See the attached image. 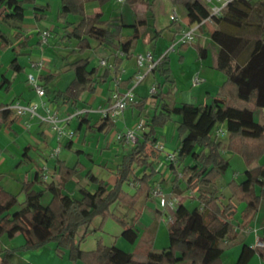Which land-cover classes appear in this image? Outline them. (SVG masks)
<instances>
[{
	"label": "trees",
	"instance_id": "trees-1",
	"mask_svg": "<svg viewBox=\"0 0 264 264\" xmlns=\"http://www.w3.org/2000/svg\"><path fill=\"white\" fill-rule=\"evenodd\" d=\"M91 1L96 0H60L56 20H64L63 27L67 31L61 39L76 40V51L81 53L90 50V40H94L96 47L111 51L107 60L112 69H101L99 65L90 67L89 57L77 59L68 64L74 78L63 90L49 89L56 75L40 74L38 81L44 88L47 102L73 108L83 106L84 94L92 95L98 84L119 78L123 60L131 59V50L140 38L142 27L149 25L146 17L131 25L121 20H109L104 25L101 13L85 15L84 6ZM125 1L130 4L145 3L144 0ZM182 5L197 23L210 16L208 5L200 0L184 1ZM150 6L146 4L147 11ZM0 9V22L20 30L19 25L27 9L31 10L35 21H41L46 19L49 4L37 6L36 0H0ZM149 17L152 15L149 14ZM210 20L215 29L209 37L218 46L216 68L225 75L211 102L196 105L181 103L170 108L161 99V93L156 92L154 96L159 111L148 124L150 130L137 138L129 151L122 155L111 187L88 171L86 178L96 185L94 191L80 186L78 196L63 192L81 164L69 168L59 160L55 167L59 177L57 183L43 181L42 171L37 170L31 180L22 182L18 194L6 191L0 184V238L12 239L21 235L23 239V244L11 253L54 243L57 256L79 264H180L186 261L190 264H222V254L241 245L234 264H248L254 255L264 258V247L250 248L241 239V232L256 218L264 192V0H232L220 15L211 16ZM69 28L71 30L68 31ZM125 28L131 32L127 36L123 34ZM165 29H172L174 36L182 32V26L171 20L163 30L153 31V39H157ZM14 38L20 41L11 48L13 52L17 47H28L29 35L23 36L17 31ZM12 44L13 41L0 29V50ZM187 46L186 43L180 44V48ZM196 49L198 57L204 59L206 50ZM118 51L123 56H119ZM9 67L16 73L23 70L15 53ZM150 73L160 76L162 82L157 85L160 89L166 83H173L166 55ZM128 82L129 79L123 81L121 86L126 88ZM5 83L10 81L2 74L0 88L7 93L10 84ZM144 103L143 98L135 105L142 109ZM10 105L0 102V129L10 127L16 120L13 110L8 108ZM172 109L180 115L177 125L179 143L174 150L176 162L169 163L168 167L172 175L171 192L180 198L174 209V222L167 227V247L160 251L148 250L145 262H135L130 252H124L114 244L105 246L98 242L93 250H82L80 244L95 217L104 221L109 215V207L116 201L121 200L133 207L148 195L152 184H155L152 182L156 175L153 161L159 157V151L154 148L157 142L155 127H163L170 120ZM257 109L261 110V122L254 120ZM79 119V127L89 125L86 114ZM104 121L106 130L114 127L110 120ZM219 124H224L227 132L226 150L239 154L246 166L240 182L231 180L227 183V198L215 188L209 189L216 186L230 164L220 151L224 148L222 142L217 136H211ZM71 146L72 140L64 145L68 149ZM29 147H24L23 160L16 166L30 160L27 155ZM256 162H260L259 165L253 166ZM136 169L142 170L141 176L136 174ZM128 182L138 183L132 196L122 190L123 184ZM36 185L42 188L37 190ZM185 191L196 193L197 204L191 209L184 202ZM45 192L50 193V199L44 205L41 198ZM20 194L23 199L19 202ZM120 223L121 237L130 244L135 243L138 229L133 223ZM83 228L85 231L79 235ZM0 264H11L7 255L1 258Z\"/></svg>",
	"mask_w": 264,
	"mask_h": 264
},
{
	"label": "rangeland",
	"instance_id": "rangeland-1",
	"mask_svg": "<svg viewBox=\"0 0 264 264\" xmlns=\"http://www.w3.org/2000/svg\"><path fill=\"white\" fill-rule=\"evenodd\" d=\"M154 0H144L145 3H137V4H130L126 1L119 2L118 0H105V1H91L86 3L84 8L87 13H95L97 11L102 12V20L103 24L106 25L107 22L112 17L113 19H122V22L126 25H131L140 19L144 18L145 16L148 20V24L150 23L149 13L150 10H146V4L153 5ZM184 1H192V0H155L154 3V10L160 7L165 8L166 12H170L173 9L179 13H185V9L182 5ZM206 5V0H201ZM256 1V0H251ZM48 3L49 10L46 12V19L41 21H34L30 15L31 10L27 9L25 11V17L23 22L20 23L19 27L21 29H29L30 25L36 24V27L39 28V31H43L45 28L50 29V36L47 38L46 43L39 42L38 45L32 46V58L33 60L42 59L46 63V68L42 69L41 72L43 74H54L56 75L55 81L51 85L52 89L63 90L67 87V85L73 80L74 73L72 70H68V64L74 62L77 59L89 57L90 59V67H94L99 65V60L107 59L108 56L111 54L110 50H104L102 48L96 47V42L94 40H90L92 48L85 52H77L76 51V40L74 39H61L64 36V33L67 32L65 27L60 25V22H56V15L60 9V0H38V5ZM215 3V2H214ZM160 4V5H159ZM158 6V7H157ZM209 7V5H208ZM164 10V11H165ZM162 17L160 19H164L166 15L161 13ZM56 26L55 30H59L58 34L52 29ZM149 26V25H148ZM143 26L140 38L136 41L132 53H144L146 50H150L155 52L156 54L163 53L167 54V56L171 57L170 68H171V76L173 78V83H166L165 85L161 86V89L156 84H161L162 80L157 73H149L145 79L134 89L135 94V102L137 103L140 99L144 97L145 103L142 109H139L135 104H129L123 111L122 115L119 116L114 122L115 127L112 128L107 134V144L111 146V149L104 150V133L107 131L104 126V119L98 118L95 122H90L88 126L84 125L81 131H77L76 136L73 138L72 141L76 140V138H83L82 144H74L71 149L64 147L65 143L67 142L66 138H62L59 142L60 150L57 154L58 158L65 161V165L69 168L74 167L77 163L81 164L77 166L78 171L73 175L70 181L64 187L63 192L72 193L78 196V189L80 186L87 188L89 191H94L96 189V185L90 182L86 178V173L90 171L94 176L99 179L104 180L106 183L109 184L111 187L114 182L112 179L114 178L113 174L116 170L117 165L120 163V159L123 154L129 151V146H121L120 144L116 143L115 141V134L116 132L124 131L127 128L133 129L136 131L137 138H141L142 134L145 132L147 133L150 130L148 124L151 122L153 115L156 111H159L156 104L153 102L155 96L150 93V89L153 85H156V92L161 93V99L166 100L170 103V107L173 108L174 103H176V107L181 103L178 100L179 94L185 92V90L190 89L192 86L187 84L185 79L181 78L183 73L187 71L194 72L195 74L199 75V77L205 78L207 81L206 88L212 87L214 84L217 83L215 78V73H211L209 67L212 65L213 61V50L212 46H215L214 43L207 39V44H205V48L207 49L208 57L205 62V67L203 68L204 71L197 73L196 71L199 69V63L195 61L194 58L198 56L197 49L195 46H187L185 48H179L177 51L170 50V46L172 45V41L168 39V36L163 35L162 37H158L157 39H153V31L150 27ZM207 28H211L214 24L210 21L206 23ZM0 29L5 32V34L14 42V33L19 31L17 28L13 27L12 25H8L5 23L0 22ZM32 33H30V37L33 39L36 38L37 29H31ZM39 39H40V32ZM54 31V32H53ZM69 31V30H68ZM130 29L125 28L123 34L127 35L130 34ZM208 37V31L205 34ZM180 36V35H179ZM40 41V40H39ZM197 44L202 43V39H196ZM213 44V45H212ZM16 46V45H15ZM191 47V48H189ZM191 50H189V49ZM189 50V51H188ZM18 51H23L21 48L17 47L15 52L11 50V47L0 50V73H4L7 65L9 62L14 58V53ZM188 51V53H187ZM31 53V52H30ZM105 53H107L105 55ZM105 55V56H104ZM181 55L185 56V61H182ZM195 56V57H194ZM27 52H23L19 54L18 60L25 64L26 61H29ZM132 59L134 57L132 56ZM199 60H203L198 57ZM204 59V60H205ZM132 62V60L130 61ZM29 64V62H28ZM26 66V70L28 73L34 74V76L39 77L38 72L31 70L30 64L28 67ZM123 70L125 71V75L127 72H130L132 68L129 66L126 67V63L124 64ZM101 69L104 67L100 66ZM207 68V69H206ZM23 72L16 75V89L13 91V94L9 96H5L6 92H3V88H0V101H9L10 97L12 98L14 95L18 93L26 94L31 88L27 81L25 80V75L27 74ZM219 72V71H218ZM214 74V75H213ZM123 75V76H125ZM208 75V76H207ZM120 77V76H119ZM121 78V77H120ZM185 78L188 79L187 74H185ZM208 79V80H207ZM184 84V86H183ZM113 81L106 82V84H98L96 92L93 94L94 101L99 100V102L94 104V112L99 107H106L107 101L106 99L110 97L112 90H113ZM183 86V88H182ZM181 87V88H180ZM112 89V90H108ZM169 89V90H168ZM182 89L184 91H182ZM169 91V94L167 92ZM155 92V93H156ZM108 94V96H106ZM176 94V96H174ZM186 96V95H185ZM84 99L86 95L83 96ZM88 96L84 101H87ZM177 98L176 102L175 99ZM43 99L45 100L46 97L44 96ZM156 99V98H155ZM187 99V96L185 97ZM200 97L193 98L195 104L204 103L200 100ZM208 101L211 102L210 98H207ZM160 102L158 98V103ZM209 102V103H210ZM16 103V102H15ZM186 103V102H185ZM14 104V103H13ZM158 109V110H157ZM261 110L257 109L254 112V120L256 122H261ZM60 115V114H59ZM180 120L179 112L176 109H172L170 114V120L163 126V127H155V136L158 143L162 145V150L159 151V163H154V167L156 169H161L163 167V160L167 154H171L178 146V131L177 125ZM80 121V119H79ZM22 122V121H21ZM43 129L42 131H48V133H53L51 124L42 122ZM77 121L74 120L72 123L73 127H76ZM19 126H21L19 124ZM32 126V125H31ZM28 130H22V135L19 133V137L16 140V143L13 145L11 142L9 143L7 137H5L2 133H0V155L5 159H8L9 162L6 161L0 163V184L1 186L8 192L13 194H18L21 189V184L24 181V178L28 176V178L33 177V170L36 169L35 167L28 164L14 166L13 164L18 160L21 159V153L18 154V151L21 148L28 144L35 143L34 137L35 133L34 130H31V127ZM102 128L100 129V127ZM70 128V125L68 126ZM217 130H221V135L217 136V138L222 142L224 148L220 149L221 153L224 155L225 158L229 159V166L226 169L225 173L222 175L220 180L217 182L216 186L209 187L210 190L215 188L219 193H221L224 197L228 189L223 184L228 183L231 180L239 182L243 179V172L245 170V163L242 157L235 152L226 150L225 146L227 143V132L225 129L224 124H219L216 128ZM215 129V130H216ZM104 130H106L104 132ZM41 131V130H40ZM39 131V133H40ZM56 135V134H55ZM212 137L216 136V131L212 132ZM50 136L46 137V141H48ZM27 139V141H25ZM85 139V140H84ZM28 142V143H27ZM87 142V143H85ZM90 143V144H89ZM10 144V145H9ZM117 144V145H116ZM58 145V140H57ZM57 145L54 147L56 148ZM44 146V145H43ZM36 147V146H35ZM45 147V146H44ZM49 147V146H48ZM120 148V149H119ZM6 149V150H5ZM42 148L41 150H43ZM80 153H77V151ZM38 151V150H37ZM112 152L111 156H106L101 154L102 152ZM53 152V148L47 152L49 159H56L57 156L52 157L51 153ZM11 153V155H10ZM31 155L37 157L35 151L30 152ZM114 154H117L116 156ZM109 161L107 163V167H104V161ZM260 162H256L253 166L259 165ZM51 164V165H50ZM47 164V166L43 167H50L52 166V162ZM29 170V171H28ZM31 171V172H30ZM141 169H136V174L138 176L142 175ZM48 181H51L48 175ZM114 181V180H113ZM57 183V182H55ZM152 183V182H151ZM153 183H159L162 190L165 193H172L168 184L162 185L161 182H157V180H153ZM138 186V183H124L122 186V190L127 193L129 196H132L135 193V190ZM153 186V184H152ZM171 186V185H170ZM184 186V185H182ZM169 187V188H168ZM42 187L36 185L35 189L40 190ZM184 188V187H183ZM228 195V194H227ZM173 197L179 200L180 196L176 194H172ZM186 200L184 201L186 206L190 209L193 208L197 203H195L196 193L191 191H185L184 195ZM23 199L22 194L18 196V201L20 202ZM50 199V193L45 192L41 198V203L46 204ZM145 200V204H144ZM155 198L151 197L150 195L147 197L141 198L138 202H136L133 207L127 205L126 202L121 200L116 201L109 207V215L102 221L101 217H95L90 226L88 227L85 235V239L81 242L80 248L84 251L93 250L97 243L100 242L102 245L110 246L114 244L117 248L121 249L124 252H130L132 254V258L135 262H145L146 261V254L148 252L149 245L152 250L160 251L163 248L167 247L168 240H167V224L159 215V219L157 220L154 214L155 206ZM261 212L264 213V201L262 203ZM119 218V220L117 219ZM121 221L125 223L131 224L135 226V228L139 229L138 238L135 243L130 244L125 239L121 237L122 232V224ZM100 226V227H99ZM85 228L79 231V235L82 234ZM151 240L149 243L148 241ZM15 245L14 248H18L20 246L19 243L23 241L21 235H17L12 239H8L6 237L0 238V249L4 247V245L9 242ZM23 244V243H22ZM21 244V245H22ZM47 246V247H46ZM50 246V247H48ZM54 243H48L40 248H44V252H48V248L51 249L52 254L57 256L54 252ZM12 248V250L14 249ZM37 248V249H40ZM150 249V250H151ZM11 250V251H12ZM35 250V249H33ZM32 251V250H29ZM27 251H17L14 252V257H11L10 263L17 264L18 261L14 260L15 258L19 257L21 260V255L26 253ZM1 253V252H0ZM20 253V254H19ZM3 257V256H2ZM0 255V260H1ZM14 258V259H13ZM47 259H51L50 257H45L44 261ZM66 259V257H65ZM67 260V259H66ZM44 263V262H43Z\"/></svg>",
	"mask_w": 264,
	"mask_h": 264
},
{
	"label": "crops",
	"instance_id": "crops-1",
	"mask_svg": "<svg viewBox=\"0 0 264 264\" xmlns=\"http://www.w3.org/2000/svg\"><path fill=\"white\" fill-rule=\"evenodd\" d=\"M201 1V0H200ZM201 2H203V1H201ZM153 3V5H154V3H155V0L152 2ZM204 3V2H203ZM44 4H48V3H45L44 2ZM44 4H41V5H38V0H36V5L37 6H43ZM215 4H219V2H215ZM153 5H151L150 6V15H152V17L150 18V23H149V27L152 29V31H154V30H156V31H158V30H163L164 28H166L168 25H169V23L171 22V20H176L181 26H182V32H184V31H187V30H189V29H194L196 26H197V22H195L193 19H192V17L189 15V14H187V12H185V13H181L180 15H178L179 13H177L174 9L172 10V11H170V12H166V10H165V8H163V7H160V8H157V9H155L154 10V6ZM160 5V4H159ZM158 7V6H157ZM146 8V7H145ZM1 10V9H0ZM165 10V11H164ZM84 12H85V15L86 16H92V15H94V14H96V13H101L102 14V12H100V11H97V12H95V13H87L86 11H85V8H84ZM161 13H163V14H165L166 15V17H165V20L164 19H160L161 17H162V15H161ZM24 17H25V15H24ZM30 17L34 20V18H33V15H32V12H31V15H30ZM143 17H145V16H143ZM23 20H24V18H23ZM23 20H22V22H23ZM70 21H72V18L70 17V19H69ZM110 20H121L122 21V19H113L112 17L110 18ZM35 21V20H34ZM57 23L58 22H60V25L61 26H64L63 24H64V20H59V21H56ZM207 23V22H206ZM206 23H203L202 25H200L195 31H194V35H193V39H192V41L191 42H189V43H186V44H188V46H195L196 48L197 47H199V48H201V49H205L206 50V57L205 58H207L208 57V53H207V49L205 48V44H207L206 42H207V39H210V37H209V35H210V32L213 30V29H215V25L213 26V27H211L210 29L209 28H207V26H206ZM33 28L34 29H37V31H36V34H37V36H36V38L35 39H33L32 37H30V40H29V42H28V47L27 48H24V49H22L23 51H18V52H16L15 53V55L17 56V59H18V56H19V54H21V53H25V52H27V54H28V57H30L29 58V61H26V63L25 64H22L19 60H18V63H19V65L23 68V70L21 71V72H18V73H16V72H13L11 69H10V67H9V64L7 65V68H6V70H5V72L4 73H0V80H1V75L3 74L4 75V77H5V79H8L9 81H10V83H5V85H8V84H10V87H9V91L6 93V97L7 96H9V95H11V94H13V91L16 89V82H17V79H16V75L15 74H20V73H23V72H25V69H26V66H27V64H28V62H29V64H30V62L31 61H34L33 59L34 58H32V46L34 47V45L36 44V45H38L39 44V33H38V31H39V28L38 27H36V24H31L30 25V27H29V29H24V28H22L21 27V29L19 30V32L23 35V36H28V35H30V33H32V31H31V29L33 30ZM55 28H56V26H54L52 29L56 32V34H58V32H59V30H55ZM45 29H48V28H45ZM44 29V30H45ZM50 30V29H49ZM68 30H71V28H69ZM124 30L125 29H123V32H124ZM53 31V32H54ZM208 31V37L205 35L206 34V32ZM181 32V33H182ZM16 33V32H15ZM14 33V34H15ZM180 33V34H181ZM180 34H178V35H176V36H174V34L172 33V29H170V30H164L162 33H161V35L159 36V37H162L163 35H165V36H168V39L169 40H171L173 43L172 44H174L176 41H177V38L179 37V35ZM128 35V34H127ZM127 35H124V36H127ZM154 36V35H153ZM197 38H199V40L200 39H202V43L201 44H197L196 43V39ZM211 40V39H210ZM19 41H20V39H18V40H15L14 42H13V44H12V46H11V48L12 47H14L15 45H17L18 43H19ZM212 41V40H211ZM213 42V41H212ZM214 43V42H213ZM213 45V44H212ZM214 45L215 46H212V50H213V61H212V65L209 67V69H210V72L211 73H215V78H216V80H217V83L216 84H214L212 87H210V88H207V89H203L204 87L206 88V86H207V81H206V79L205 78H202V77H199V75H197V74H195V71L194 72H189V73H187V71H185L184 73H183V75H182V77L181 78H183V79H185L186 81V83L187 84H189V85H191L192 87L190 88V89H188V90H185V92H183V93H181V94H179V97H178V100H180V102L181 103H192V104H195V101L193 100V98H197V97H200L201 99V101L202 102H204V103H199V104H209V102L210 101H208V99L207 98H210V99H212V97L215 95V93H216V91H217V89H218V87L221 85V83L225 80V75L222 73V72H220L217 68H216V56H217V52H218V46L214 43ZM179 48H180V44H177V45H175L174 46V50L176 49L177 51L179 50ZM189 48H191V47H189ZM188 48V49H189ZM189 50H191V49H189ZM188 50V51H189ZM146 51H150V50H146ZM145 51V52H146ZM188 51H187V53H188ZM31 52V53H30ZM152 54H153V57H154V59H158L160 56H162L163 55V53L161 52V53H159V54H156L155 52H153V51H150ZM107 53H105V55H106ZM117 54L119 55V51L117 52ZM135 54H138V53H135ZM104 55V56H105ZM131 55L132 56H134L133 55V53H132V50H131ZM0 56H1V54H0ZM166 56H167V54H166ZM195 57V56H194ZM167 58H168V60H169V65H170V62H171V57L170 56H167ZM204 58V59H205ZM108 59V58H107ZM181 59H182V61H185V56L184 55H181ZM195 59V61L197 62V63H199V69L196 71L197 73H200L201 71H204L203 70V68L205 67V62H206V60L207 59H203V60H199L198 59V56H196V58H194ZM132 60V62H130ZM10 63V62H9ZM126 63V67L127 66H129V68H132V70L130 71V72H127V74L125 75L124 73H125V71L123 70V68H124V64ZM29 64H28V67H29ZM207 69V68H206ZM32 70V69H31ZM170 70H171V68H170ZM137 71V68H136V64H135V60L134 59H132V57H131V59H128V60H123V62H122V64H121V66H120V77H121V80H122V82L123 81H125V80H127V79H129V82H128V84H127V87L130 85V82H131V78H132V76H133V74L135 73ZM172 71V70H171ZM219 71V72H218ZM1 72V71H0ZM27 70H26V74H27ZM39 75L40 74H43L42 72H40V73H38ZM49 74H50V72H49ZM185 74H187V76H188V79H186L185 78ZM201 74V73H200ZM123 75H125V76H123ZM214 75V74H213ZM195 76H198L199 78H200V82H199V84H193V78L195 77ZM208 76V75H207ZM208 80V79H207ZM24 81H26V75H25V80ZM55 81V80H54ZM53 81V82H54ZM110 81H113V84H114V79H111V80H109L108 82H110ZM53 82L49 85V89H51L52 90V88H51V85L53 84ZM107 82V83H108ZM106 84V83H105ZM156 85H158V84H156ZM139 86V85H138ZM183 86H184V84H183ZM183 86H182V88H183ZM137 87V86H136ZM135 87V88H136ZM201 87H203V88H201ZM134 88V89H135ZM181 88V87H180ZM122 89H123V87H122ZM108 90H112V89H108ZM182 91H184L183 89H182ZM4 92V91H3ZM5 93V92H4ZM84 95H86V97L88 96L89 98H87V101H84L85 99H86V97H85V99H84ZM83 96H82V101L84 102V105L83 106H81V107H79V108H73V107H66V106H60V105H56L54 102H48V103H53L54 104V106H55V109H56V111H57V113H58V115L60 116V117H66V116H68L70 113H72L74 110H76V109H82V108H85V109H88V110H90V112L89 113H86V118H87V120H89L90 122H95L96 120H98V118H99V115L96 113V112H94V111H92V110H94V104H96L97 105V103L99 102V100H96V101H94V98H93V94L92 95H89V94H84ZM187 96V99H185V97ZM106 96H108V94H106ZM174 96H176V94L174 95ZM144 98V97H143ZM142 98V99H143ZM154 98V100H153V102L156 104L157 103V99H155L156 97H153ZM46 100V99H45ZM176 100H177V98L175 99V102H176ZM106 101H107V104H108V102H109V97L106 99ZM163 101H165L167 104H168V106L170 107V103H168L166 100H164L163 99ZM1 103H3V104H13V103H15V102H18L19 104H22V105H28V104H32V103H36V102H38V97L34 94V92H33V90L31 89V88H29V91L24 95V94H22V93H18V94H16V95H14L12 98L10 97V100L9 101H0ZM100 103V102H99ZM180 103V104H181ZM176 103H174V106L173 107H176V105H175ZM196 105V104H195ZM171 108V107H170ZM96 109V108H95ZM39 112L40 113H43V110H41V108L39 109ZM85 115V114H84ZM25 119V117H16V120H15V122L10 126V127H3V128H1L0 129V133H2L5 137H7V139H8V141H9V143L11 142V144L13 145L14 143H16V140L18 139V137H19V133H21V135H22V130H23V127H22V122H23V120ZM74 120H76L77 121V124H76V127H73L72 126V123H73V121ZM22 121V122H21ZM89 122V123H90ZM19 124L21 125V126H19ZM30 124L32 125L31 127V130L33 129L34 130V133H35V136L36 137H34V140H35V143L34 142H32L33 144H28V145H25V146H30L29 147V149H28V151H27V155H28V157L30 158V160H28V161H26V162H21L22 164H20V165H24V164H28L27 166H29V168L28 169H30L31 167H30V165L31 166H33V167H35L36 169H31V171L33 172V174L35 173V171H37V170H41L42 171V169H43V166H47V164H50V162H52V166H50V167H45L47 170H46V172L48 173V175H49V178H51V180L52 181H54V182H58L59 181V177H58V175L55 173V167H56V161L57 160H59V161H63V160H61V159H59L58 158V156H57V159H49V157H48V155H47V152L49 151V150H51L52 148H54L56 145H57V137H56V135L55 134H53V133H48V131L49 130H47V131H42V129H43V124H42V122L40 121V120H38V119H32L31 121H30ZM70 125V129H72V130H75L76 128H77V130H76V134H77V131H81L82 129H83V126L84 125H82V126H78L79 125V118H73V119H71L70 120V122H69V124H68V126ZM104 125H105V123H104ZM114 127H115V123H114ZM113 127V128H114ZM112 129V128H111ZM111 129H108L107 131L106 130H104V150L105 149H111V146L109 145V144H107V142H108V140H107V134H108V132L111 130ZM41 130V131H40ZM39 131H40V133H39ZM145 133V132H144ZM143 133V134H144ZM76 134H75V136H76ZM142 134V135H143ZM47 136H50V138H49V140L48 141H46V137ZM85 140V139H84ZM25 141H27V139H25ZM68 141V140H67ZM82 141H83V138L81 139V138H76V140H74V141H72V146L74 145V144H82ZM116 141V140H115ZM157 142H159V140H157ZM28 143V142H27ZM85 143H87V142H85ZM116 143H118V144H120L121 146H127V145H124V144H122V143H120V142H118V141H116ZM90 144V143H89ZM10 145V144H9ZM45 147H44V146ZM117 145V144H116ZM25 146H23L22 148H21V150H19L18 151V154H20L21 153V159H18L13 165L14 166H16V164H18L21 160H23V157H22V154H23V149H24V147ZM36 146V147H35ZM49 146V147H48ZM72 146H71V148H72ZM1 148V147H0ZM42 148H44L43 150H41ZM120 149V148H119ZM6 150V149H5ZM38 150V151H37ZM32 151H35L36 152V154H37V157L35 156H33V155H31L30 154V152H32ZM79 151V150H78ZM80 151H84V150H80ZM102 152V151H101ZM174 152V151H173ZM1 153V152H0ZM101 154H104V155H106V156H111L113 153L112 152H102ZM10 155H11V153H10ZM115 156L117 155V154H114ZM6 161L7 162H9L8 161V159H5L4 157H2L1 155H0V163H2V162H5L6 163ZM64 162V164H65V161H63ZM109 161H107V160H105L104 161V167H107V163H108ZM154 163H159V159L157 158L156 160H154L153 161V167H154ZM162 164H163V167L161 168V169H156L155 167H154V171L156 172V175H155V177L152 179V182H153V180H157V182L159 181V182H161V184L162 185H164L165 183L166 184H168L169 185V187H170V190H171V181H172V175H171V172H170V170H169V167H168V163L165 161V158H164V160H163V162H162ZM19 165V166H20ZM51 165V164H50ZM29 171V170H28ZM30 171V172H31ZM114 176V175H113ZM32 179V177L31 178H28V176H26L25 178H24V181H28V180H31ZM115 181V177L112 179V182H114ZM240 182V181H239ZM225 187H226V189H227V183L226 184H223ZM168 187V188H169ZM150 191V190H149ZM224 193H226V195H225V198H227L228 197V193L227 192H224ZM228 194V195H227ZM147 197L149 196V193H148V195H146ZM263 201H264V192H263V196H262V198H261V202H260V205H259V210H258V213H257V215H256V218L254 219V221H252L251 223H250V225H249V227L246 229V230H244L243 232H241V239L243 240V242L246 244V245H248L250 248H254L255 247V243H256V240H260V241H262L263 243H264V233H263V227H264V213L263 212H261V208H262V203H263ZM144 204H145V200H144ZM154 214H155V216H156V218H157V220L159 219V215H160V213H159V210L155 207L154 208ZM160 220V219H159ZM238 220V219H237ZM168 227V226H167ZM138 229V228H137ZM85 231V230H84ZM84 231H82V234H83V232ZM138 231H139V229H138ZM151 240H149L148 241V243L150 242ZM23 243V241L21 242V243H19L20 245ZM15 247V245L12 243V241H11V243H9V242H7L5 245H4V247H1V249H0V255H1V257L2 256H5V255H7L8 256V258L10 259L11 257H14V255L11 253V250H12V248H14ZM47 247V246H46ZM48 247H50V246H48ZM240 247H241V245H238V246H235V247H233V248H231V249H229V250H226L223 254H222V257H221V259H222V264H234V262L236 261V259H237V257H238V255H239V252H240ZM264 247V246H263ZM44 248H40V249H35V250H32V251H27L26 253H23V254H20L21 255V260L19 259V257H17V258H13L14 260H16V261H18V263L17 264H79V263H74V262H71V261H68V260H66L65 258H57L54 254H52V252H51V249L50 248H48V252H44V250H43ZM151 249V247H150V245H149V248H148V250H150ZM152 250V249H151ZM45 257H50L51 259H47V260H45L44 261V259H45ZM10 261V260H9ZM44 262V263H43ZM180 264H190L189 262H182V263H180ZM248 264H264V258L263 259H261L258 255H254L252 258H251V260L249 261V263Z\"/></svg>",
	"mask_w": 264,
	"mask_h": 264
},
{
	"label": "built area",
	"instance_id": "built-area-1",
	"mask_svg": "<svg viewBox=\"0 0 264 264\" xmlns=\"http://www.w3.org/2000/svg\"><path fill=\"white\" fill-rule=\"evenodd\" d=\"M119 2H123L125 0H118ZM232 0H206V3L209 5L210 16L207 17L202 22L198 23L194 29H189L180 34L177 38V41L170 46V50H174V46L177 44L189 43L193 39L194 31L203 23L210 21L211 16H218L222 12L223 8L227 5L228 2ZM214 2H219V4H215ZM50 36V30H43L40 32V41L41 43H46L47 38ZM165 54L160 56L158 59H154L153 54L150 51H146L144 53L135 54L134 60L136 64L137 71L133 74L131 78L130 85L126 88L122 89L121 78L114 79V86L112 93L109 97V102L106 107H99L96 110V113L102 119H108L111 122L114 121L122 115L123 111L129 104H135V94L134 88L138 86L155 67L159 64L161 59ZM119 56H123L122 52H119ZM99 66L108 67L112 69L111 63L107 59L99 60ZM30 67L32 70L40 73L42 69H45L46 63L42 60H34L30 62ZM26 81L28 85L33 90L34 94L38 97V102L22 105L18 102L10 105L8 108L12 109L14 115L16 117H25L22 122V127L24 130H28L31 126L30 121L32 119H38L41 122H46L51 124L52 131L56 134L58 145L56 148H53V152L51 156H57L60 145L59 142L62 138H66L67 140H73L75 137L74 130L68 127V124L73 118H80L84 116V114L89 113L90 110L82 108L76 109L72 113H70L66 117H60L55 109L53 103H48L43 99L44 88L39 83L38 77L34 76L32 73H28L26 76ZM200 78L195 76L193 78V84H199ZM156 86L153 85L150 89V93L154 96L156 93ZM43 110V113L39 112V109ZM262 117L264 118V110L262 112ZM222 131L216 129V136L221 135ZM115 140L127 145L132 146L137 141L136 131L130 128L125 129L124 131L116 132ZM154 148L158 151L162 150V145L158 142H155ZM165 161L169 163H175V153L167 154L165 157ZM46 168L42 169V180L47 181L48 173L46 172ZM173 193H165L159 183H155L151 186L149 195L155 198V206L159 210V213L167 226H170L174 222V209L178 204L177 198L172 196ZM255 246L263 247L264 243L260 240H256Z\"/></svg>",
	"mask_w": 264,
	"mask_h": 264
}]
</instances>
